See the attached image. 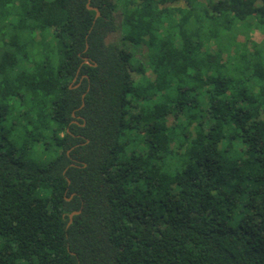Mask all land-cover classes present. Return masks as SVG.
I'll use <instances>...</instances> for the list:
<instances>
[{
    "label": "trees",
    "instance_id": "trees-1",
    "mask_svg": "<svg viewBox=\"0 0 264 264\" xmlns=\"http://www.w3.org/2000/svg\"><path fill=\"white\" fill-rule=\"evenodd\" d=\"M88 5L0 0V264H264V0Z\"/></svg>",
    "mask_w": 264,
    "mask_h": 264
},
{
    "label": "water",
    "instance_id": "water-1",
    "mask_svg": "<svg viewBox=\"0 0 264 264\" xmlns=\"http://www.w3.org/2000/svg\"><path fill=\"white\" fill-rule=\"evenodd\" d=\"M88 3H89V0H87V8H88V9H93V10H95V18H96V17L99 15V13H98V11H97V8L88 5ZM83 62H88L87 57H84V58H83ZM82 98H83V97H82ZM81 105H83V101H82ZM71 165H73V164H71ZM79 211H80V210H73V211H71V212L68 214V218H69V219H68V223H67V224H69V223L71 222L72 216H73L74 214L79 213Z\"/></svg>",
    "mask_w": 264,
    "mask_h": 264
},
{
    "label": "rangeland",
    "instance_id": "rangeland-1",
    "mask_svg": "<svg viewBox=\"0 0 264 264\" xmlns=\"http://www.w3.org/2000/svg\"><path fill=\"white\" fill-rule=\"evenodd\" d=\"M251 36L253 38H259L260 37V33L258 31H254Z\"/></svg>",
    "mask_w": 264,
    "mask_h": 264
}]
</instances>
